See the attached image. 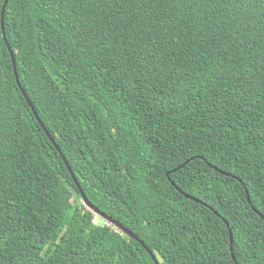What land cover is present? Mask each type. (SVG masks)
Instances as JSON below:
<instances>
[{"label":"trees","instance_id":"obj_1","mask_svg":"<svg viewBox=\"0 0 264 264\" xmlns=\"http://www.w3.org/2000/svg\"><path fill=\"white\" fill-rule=\"evenodd\" d=\"M4 2L0 264H155L14 67L159 264H264V0Z\"/></svg>","mask_w":264,"mask_h":264},{"label":"water","instance_id":"obj_2","mask_svg":"<svg viewBox=\"0 0 264 264\" xmlns=\"http://www.w3.org/2000/svg\"><path fill=\"white\" fill-rule=\"evenodd\" d=\"M7 1H8V0H5V2H4V4H3V7H2V12H1V27H2V33H3L4 40H6V39H5V32H4V30H3V12H4L5 5H6ZM8 49H9V51H10L11 58H12V62H13V66H14V57H13V53H12V51H11L9 45H8ZM14 73H15V76H16L17 83H18V85H19V87H20V90H21V92L23 93V95H24V97H25L27 103L29 104L31 110L33 111V113H34V115H35L37 121L41 124V126H42L44 132L47 134L48 138H49L50 141L53 143V145L55 146V148L57 149V151H59V154L61 155L62 159L64 160L65 164L67 165V168H68V170L70 171V173H71V175H72L73 182H74L75 186L77 187L78 191H79L80 194H81V197H82V201H83V203H84L87 207L93 209L99 217H102L105 221H107V222H109L110 224L114 225L115 228L122 230V231H123L126 235H128L130 238H133V239L137 240L139 243H141V244L143 245V247H144V248L147 250V252L149 253V255H150V257L152 258L153 262H154L155 264H159L158 260L156 259V256H155V255L152 253V251H151V250H150V249L144 244V242H143L142 240H140V239H139L134 233H132L128 228H126L125 226H123L119 221H117V220L113 219L111 216H108V215H106L105 213L101 212L97 207L93 206V205L91 204V202L87 199V197H86L85 193L83 192L82 187H81V185L79 184V182H78V180H77L75 174L73 173V171H72V169H71V167H70L68 161H67L66 158L64 157L63 153L60 151V149H59L58 145L56 144V142L54 141V139H53V138L51 137V135L49 134L48 130L45 128V126L43 125V123H42L41 120L39 119L37 112L35 111L34 107H33L32 104L30 103V100H29L28 96L26 95L25 91H24L23 88L21 87L20 82H19V80H18V76L16 75L15 67H14ZM183 165H184V163L181 164V165H179V166L177 167V169L181 168ZM215 169L218 170V171H220L221 173H224V174L228 175V173H225V172L219 170V169L216 168V167H215ZM171 182H172V181H171ZM172 185L175 186V184H174L173 182H172ZM175 187L178 189L177 186H175ZM185 196L188 197V198H191V199H194V200H197V201H198L197 198H195V197H193V196H190V195H188V194H185ZM247 198H248V200H249V197H248V196H247ZM253 210L256 211L254 208H253ZM260 215H261V214H260ZM225 222H226V221H225ZM226 224H227V222H226ZM228 228H229V227H228ZM229 237H230V241H229V242H230V247H229V248H230L231 257H232L233 260H235V256H234V253H233V236H232V232H231V229H230V228H229Z\"/></svg>","mask_w":264,"mask_h":264}]
</instances>
